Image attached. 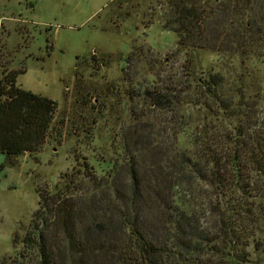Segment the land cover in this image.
<instances>
[{"label": "trees", "instance_id": "16d2710c", "mask_svg": "<svg viewBox=\"0 0 264 264\" xmlns=\"http://www.w3.org/2000/svg\"><path fill=\"white\" fill-rule=\"evenodd\" d=\"M124 2H111L108 15ZM168 3L165 28L178 36L182 70L167 81L156 72L158 81L138 92L133 77L127 79L132 91L106 87L115 110L123 108L126 117L114 137L116 156L96 164L78 159L55 190L38 189L40 206L22 249L0 255V264H264L250 250L253 243L254 252L264 251L262 240L250 241L264 227V89L251 95L248 88L257 87H248L247 73L230 84L220 71L195 77L193 69L199 50L238 55L248 68L264 44V0ZM130 16L128 11L122 21ZM137 49L127 65L142 60ZM3 50L0 153L15 165L19 156L42 150L55 129L59 102L19 85L25 64L9 68ZM95 60L108 66L113 55L94 54ZM96 92L82 98L104 115L109 95ZM193 104L219 120L236 121L234 130L219 136L215 127H203L196 150H183V109Z\"/></svg>", "mask_w": 264, "mask_h": 264}, {"label": "rangeland", "instance_id": "374dc122", "mask_svg": "<svg viewBox=\"0 0 264 264\" xmlns=\"http://www.w3.org/2000/svg\"><path fill=\"white\" fill-rule=\"evenodd\" d=\"M113 1L0 0L2 61L11 69L25 64L26 72L19 75L18 84L59 102L55 129L40 152L19 156L15 165L0 153V165L5 164L0 172L1 256H14L22 249V237L40 206L38 189L55 190L63 182L62 176L82 158L96 164L102 156H116L118 143L114 137L126 117L120 113L123 108L115 110L117 102L106 87L132 91L127 79L133 77L138 92L158 81L156 72L167 81L182 70L185 56L177 51L178 36L165 28L169 0H125L110 17L108 6ZM128 11L131 16L122 21ZM115 21L121 24L117 26ZM134 46L142 48L137 49L142 60L127 65L126 58ZM94 54H112L113 61L101 66L99 60L93 61ZM193 57L195 77L210 70L220 71L230 84H239V75L247 73L248 87H257L248 88L251 95L264 89V44L261 55L249 59L248 68L238 55L199 50ZM96 90L109 95V109L104 115L82 98L87 95L91 99ZM183 112L188 124L179 136V145L189 152L196 150L195 139L203 127H215L220 136L233 131L236 125V121L217 119L201 105H186ZM257 240L264 242V227L250 238L251 242ZM250 250L254 261H264V251L254 252L253 243Z\"/></svg>", "mask_w": 264, "mask_h": 264}]
</instances>
